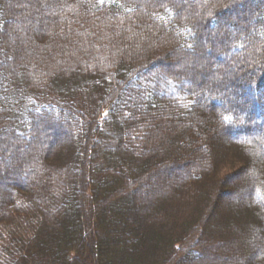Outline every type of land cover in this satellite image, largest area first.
<instances>
[{
    "label": "trees",
    "instance_id": "trees-1",
    "mask_svg": "<svg viewBox=\"0 0 264 264\" xmlns=\"http://www.w3.org/2000/svg\"><path fill=\"white\" fill-rule=\"evenodd\" d=\"M144 3L0 0V264H264V0Z\"/></svg>",
    "mask_w": 264,
    "mask_h": 264
},
{
    "label": "rangeland",
    "instance_id": "rangeland-1",
    "mask_svg": "<svg viewBox=\"0 0 264 264\" xmlns=\"http://www.w3.org/2000/svg\"><path fill=\"white\" fill-rule=\"evenodd\" d=\"M139 1H141L142 3H144V2H146V0H139ZM180 1V0H179ZM145 4V3H144ZM16 22H19V20L17 19V21ZM193 59V60H192ZM185 60L186 61H191V63H193L194 61H197V60H200V61H202V63H204L205 64V62H208L209 60H211V54H210V52H208V53H206L205 55H201L200 53H198V52H196V53H193V54H189L188 56H187V58H185ZM205 80V82H209L208 81V79L206 78V79H204ZM41 126V123L40 122H38V124H37V129L36 130H39V131H41L42 132V129H43V127H40ZM36 133H39V132H36ZM43 133H44V131H43ZM220 140H221V142H225V140H227L226 138H228V135L225 133V131H224V133H223V131L221 130L220 131ZM221 135H222V137H221ZM19 138L20 139H22L23 140V137H21V136H19ZM28 149L27 148H24V151H27ZM245 154V153H244ZM246 155V154H245ZM235 197L233 198L232 197V202H231V199H226V200H224L225 201V204H227V202L228 201H230L231 203H233L234 205H238V203H241L239 200H244V201H246V196H247V191L246 190H238V192H237V194H235L234 195ZM243 204V203H242ZM240 205V204H239ZM225 209V208H224ZM223 209V210H224Z\"/></svg>",
    "mask_w": 264,
    "mask_h": 264
},
{
    "label": "snow or ice",
    "instance_id": "snow-or-ice-1",
    "mask_svg": "<svg viewBox=\"0 0 264 264\" xmlns=\"http://www.w3.org/2000/svg\"><path fill=\"white\" fill-rule=\"evenodd\" d=\"M227 119V118H226Z\"/></svg>",
    "mask_w": 264,
    "mask_h": 264
}]
</instances>
